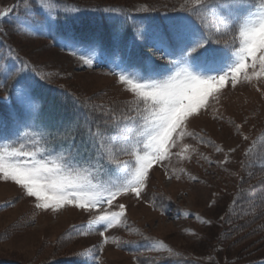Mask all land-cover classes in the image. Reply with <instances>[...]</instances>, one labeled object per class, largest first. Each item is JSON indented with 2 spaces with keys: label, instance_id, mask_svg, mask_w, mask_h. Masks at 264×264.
<instances>
[{
  "label": "rangeland",
  "instance_id": "374dc122",
  "mask_svg": "<svg viewBox=\"0 0 264 264\" xmlns=\"http://www.w3.org/2000/svg\"><path fill=\"white\" fill-rule=\"evenodd\" d=\"M13 1L0 0V4ZM50 2L51 0H19L15 3L19 5L18 13L22 14V16L15 15L19 20L18 26L0 25L7 33L4 35L6 38L0 42V57H2L0 64L8 65L13 72L7 77L4 73H0L5 86L16 94L17 79L22 77L31 88L39 81H44L84 99L111 101L118 110L130 105L132 94L118 82V74L123 66L127 49L119 53L115 48L109 57L97 51H76L70 45L68 36L58 39L59 47L51 46L54 44L51 34L55 28L51 31L46 26L41 29L38 24L41 15L37 11L41 3L47 5ZM25 4H31L33 10L26 11ZM72 5L85 6L82 7L84 11H74ZM145 5L150 11L142 10ZM154 5L158 7L153 8ZM57 7L65 22L79 16L103 17L106 23L115 28L114 37L119 38L124 33L130 34L126 48L137 39L134 31L136 25L166 24L169 18L183 15L176 13L178 15L173 16L164 9L162 0H59ZM262 7L264 2L260 6L252 7V11L258 12ZM156 9L157 13L162 15L156 14ZM125 13L132 15H124ZM200 16L205 19L209 15L202 11ZM207 21L211 27L219 24L217 20L211 22L210 16ZM9 48L13 51H9ZM136 52L132 54L133 57H138L137 54L139 57L150 56L157 64L166 63L159 60L160 54L150 47L145 46L142 50L137 47ZM10 57L13 59H9ZM89 59L92 60L93 67L85 64ZM249 75H252L251 71ZM47 92L48 90L44 88L40 89L43 97L49 96ZM2 96L0 88V100ZM67 109L77 111L75 106L65 108L61 101L49 104L47 110L52 111L51 115L53 113L52 116L60 120L61 117H69ZM76 113L75 119L72 116L73 120L78 119L83 125L84 120L78 112ZM59 120L52 119L49 123ZM142 123L141 121L140 125L128 128L127 132L133 134L131 143L118 144L113 152L115 159L128 162L129 166L135 161V153L122 154L120 149L132 150L136 139L134 134L142 130ZM263 123L264 77L258 79L252 75L250 83H239L235 87L226 82L221 90L210 94L207 108L200 109L196 118H189L184 131L195 135H186L183 140L178 138L180 147L173 149L176 155L160 165H153L149 173L150 179L146 187L141 190V196L137 198L131 193H121L116 198L110 210L119 212V205L123 204L125 206L123 223L105 232L106 242H103L104 237L100 235L81 238L67 246L62 245L65 251L72 254L78 249L97 244L103 249L98 264H134L131 255L120 251L114 243L117 240L115 237L120 235L127 240L132 234L134 243L141 242L146 254L154 258L169 257V264H178L182 254L189 261L200 264H231L233 260L230 258L229 262L220 248L213 250L216 241L220 246H225L228 242L217 235L219 233L217 223L221 221L225 211H228L231 196L246 175L241 160L249 138L245 140L243 136L250 137L252 132L258 131L263 126ZM237 124H242L239 127V135L235 128ZM11 125L12 134L7 136L10 139L0 143V151L5 148L19 150L22 144L28 151L50 149L36 132L28 133L33 137L31 140L25 137L16 141L13 122ZM60 149L55 150L58 153ZM232 149L235 151H231ZM140 154L142 155L143 152L141 151ZM218 174L219 176L232 174L234 183L225 190H219ZM97 179L108 184L116 182L117 176L115 174L103 178L97 176ZM247 198L237 210L235 208L237 212L240 213V208L249 203V197ZM254 199H264V189L257 193ZM6 202L11 203L8 205ZM35 203V198L24 196L22 189L14 182L0 180V208L8 205L6 209L0 210V239L6 237L0 241V263L4 260L29 262L36 256L38 260L47 259L59 245V242L57 243L59 236L69 226L85 219L91 221L95 217V213L85 212L71 205L55 211H45L35 208ZM168 205L169 208L172 205L175 207L176 216L172 219L168 213H165ZM163 207H165L164 212ZM105 208L107 210L108 206L105 205ZM235 214L237 215L236 212ZM31 219L33 222L29 224ZM124 225L127 228L123 227ZM122 229L125 231L122 232ZM260 250L244 258L253 260L264 256V246Z\"/></svg>",
  "mask_w": 264,
  "mask_h": 264
},
{
  "label": "snow or ice",
  "instance_id": "6c2138e0",
  "mask_svg": "<svg viewBox=\"0 0 264 264\" xmlns=\"http://www.w3.org/2000/svg\"><path fill=\"white\" fill-rule=\"evenodd\" d=\"M58 4L59 0L40 4L43 11H37L41 15L38 22L41 29L46 26L51 31L59 27L61 11ZM196 4L197 7L187 15L169 18L166 24L135 26L137 39H134L133 47L155 49L160 54L158 59L166 63L157 64L150 56L133 57L131 51L127 52L118 74V82L133 97L131 104L126 106L127 111L96 105L84 117L83 125L78 119H72L77 113L68 118L61 117L59 122L51 125L37 124L39 98L22 77L18 78L19 115L15 111L12 113L14 139L19 141L27 137L31 140L33 137L28 133L36 132L45 144L48 137H53L65 142L66 146L62 144L58 153L55 149L28 151L23 144L19 150L5 148L0 151V180L14 182L24 196L35 198L37 209L55 211L71 205L95 213L89 226H101L104 231H99V235L106 242L105 232L122 224L124 218L125 206L120 204V211L112 212L113 202L121 193L141 196L153 165H160L176 155L173 149L180 147L178 138L183 140L186 135H195L184 129L190 117L196 118L200 109L207 108L210 94L223 88L226 82L235 87L239 83H250L252 75L258 79L264 77V7L253 12L249 0H196ZM25 10L31 12V4H25ZM142 10L148 12L150 8L145 5ZM180 11L187 10L182 8ZM202 11L219 24L215 27L202 24L197 19ZM209 32H213L215 38ZM6 34L0 27V36ZM9 51L13 50L9 48ZM85 64L94 66L90 59ZM0 73L6 77L13 74L12 68L4 64H0ZM3 86L0 84V88ZM94 112L100 113L97 119H93ZM141 121L142 130L134 134L132 150L120 149L122 154L135 153L131 166L118 159H106L105 146L131 143L133 134L127 130L140 125ZM3 127L0 122V143L10 139L3 135ZM235 128L239 135V126ZM77 136L79 143H76ZM243 139L248 137L245 135ZM112 174L117 176L116 182L105 184L97 179V176L103 178ZM78 234L87 236L90 233L80 231ZM92 250L103 249L93 245ZM88 251L80 255H87Z\"/></svg>",
  "mask_w": 264,
  "mask_h": 264
},
{
  "label": "trees",
  "instance_id": "16d2710c",
  "mask_svg": "<svg viewBox=\"0 0 264 264\" xmlns=\"http://www.w3.org/2000/svg\"><path fill=\"white\" fill-rule=\"evenodd\" d=\"M19 0H14L13 2L6 3L9 5H16ZM156 1V0H155ZM255 3L260 2L262 0H253ZM164 9L168 11H180V9H185L187 11H191L192 9L197 7L196 0H162ZM5 4V5H6ZM149 5H151L149 3ZM74 7V5H72ZM78 8H82L85 6H76ZM158 5H154L153 8H157ZM156 11H158L156 9ZM17 14L19 16H22V14L18 13V7L17 5L14 8V12L12 16L5 21L0 22V25H5L8 27L18 26V18H15L13 15ZM209 16L205 17L203 20H199L201 23L203 22L207 26L211 27L208 23L207 19ZM216 20L215 18L211 17V22ZM206 22V23H205ZM73 28L76 31L82 33V34H99L101 39L104 38V31L101 28V32H98V28L92 26H88L87 23L80 20L73 21ZM60 27H65L61 24L60 21ZM66 28V27H65ZM63 34H65V30L62 31ZM210 35L212 34L214 37L213 32H209ZM6 37L0 36V42L3 41ZM215 38V37H214ZM0 84H3L4 86L1 88V95L2 100H0V110L4 113L8 110L7 107L9 104L12 105L13 108L17 105L16 95L13 94L12 90L8 88V86H5L4 79L0 78ZM49 96H45L44 102H45V110H46V118L50 120L56 119L59 120V118H55L50 110H47L49 107V104H52L57 101H61L65 108L69 106H73V103L70 101H74L75 99H66V98H60L58 95L54 94L53 92L49 91ZM77 96V95H76ZM88 100V101H87ZM90 101V102H89ZM126 104V103H122ZM96 105H103L105 109H115L114 106L115 103L111 104V101H101L97 99H84L82 97H77V101L75 104V107L77 108L76 111L78 112V115L84 120V117L89 115L90 112L93 111V106ZM119 106V105H118ZM126 107V105H125ZM123 107L120 110L125 109ZM69 116L71 113H76L74 110H68ZM119 111H117L118 113ZM68 113H65V115H68ZM64 115V116H65ZM119 115V114H117ZM6 117H8L7 114H5ZM100 116L99 112H94L93 119H97ZM74 119L76 116H73ZM73 119V118H72ZM237 126H242V124H237ZM93 127L95 128V124H93ZM53 131V130H52ZM103 131V129H101ZM54 132V131H53ZM258 134L264 135V123L261 128H259L258 131L252 132L251 136L248 141L247 147H245L243 151V156L241 163L247 167H251L253 170L250 173L249 176H245L241 181L239 187L236 189L235 192L232 194L231 201L229 202V209L228 211H225V214L222 216L223 219H221L220 222L217 224V229H219V233L217 235H220L221 238L226 242L227 244L225 246H220L218 241L214 243L213 250L217 248L221 249V252H223V255H225L231 264H264V256L260 258H256L253 260H247L244 257L249 254H254L257 251H261L260 249L264 246V199H258L255 200L254 197L257 193H259L262 189H264V139L261 140L259 143L257 141V144L254 142L255 136ZM255 138V139H254ZM257 140V139H256ZM247 153V154H246ZM218 179V187L219 190H225L229 185H232L234 183V179L232 177V174H227V176H219L217 175ZM238 192L241 193V199L239 203L236 205L235 203V197L234 195L238 194ZM249 197V203L245 205V207H241L240 213L237 212V207H239L242 202ZM248 199V198H247ZM11 202H13L11 200ZM236 208V210H235ZM237 213V215L235 214ZM231 214V215H230ZM32 219L29 222L32 223ZM230 223V224H228ZM89 235L87 236H81L79 234L72 233L69 230H66L62 235L59 236L57 243L59 244L52 253H50V256L46 259H32L29 262H23V261H2L0 264H63L67 261H79L83 259L82 257L78 256H85L80 255V253L84 252L85 250H88L91 248L94 244L89 245L88 247L78 249L72 254H68L69 251H65L64 246H67L68 244H72L76 242L77 240L81 238H90L92 236V233L94 231H89ZM219 236V237H220ZM214 237V236H213ZM6 238V237H5ZM5 238H1L0 241L4 240ZM136 238V237H135ZM132 234L130 237L125 240V242L118 246V249L120 251H124L131 255L133 259L134 264H169L170 258L166 256H160V258H154L150 255L146 254V251L144 250V246L141 242H138L137 244L133 241ZM136 241V240H135ZM223 241V242H224ZM64 245V246H62ZM231 258V260H230ZM86 260H88V257H85ZM173 264V263H172Z\"/></svg>",
  "mask_w": 264,
  "mask_h": 264
}]
</instances>
